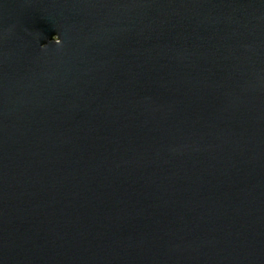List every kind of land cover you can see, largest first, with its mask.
I'll use <instances>...</instances> for the list:
<instances>
[{
  "label": "water",
  "instance_id": "1",
  "mask_svg": "<svg viewBox=\"0 0 264 264\" xmlns=\"http://www.w3.org/2000/svg\"><path fill=\"white\" fill-rule=\"evenodd\" d=\"M0 264H264V0H0Z\"/></svg>",
  "mask_w": 264,
  "mask_h": 264
},
{
  "label": "clouds",
  "instance_id": "2",
  "mask_svg": "<svg viewBox=\"0 0 264 264\" xmlns=\"http://www.w3.org/2000/svg\"><path fill=\"white\" fill-rule=\"evenodd\" d=\"M52 40L55 42V44H57V45H60L61 43H62V40H61V38L59 37V35H54L53 37H52Z\"/></svg>",
  "mask_w": 264,
  "mask_h": 264
}]
</instances>
